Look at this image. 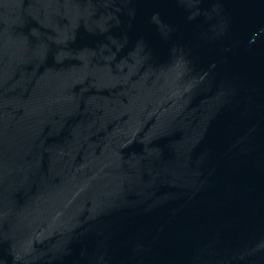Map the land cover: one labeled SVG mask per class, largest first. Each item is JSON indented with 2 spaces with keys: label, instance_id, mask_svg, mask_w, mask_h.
<instances>
[{
  "label": "water",
  "instance_id": "95a60500",
  "mask_svg": "<svg viewBox=\"0 0 264 264\" xmlns=\"http://www.w3.org/2000/svg\"><path fill=\"white\" fill-rule=\"evenodd\" d=\"M0 264H264V0H0Z\"/></svg>",
  "mask_w": 264,
  "mask_h": 264
}]
</instances>
